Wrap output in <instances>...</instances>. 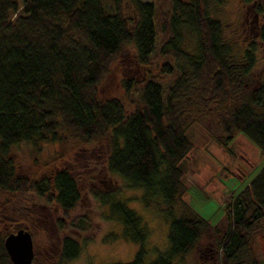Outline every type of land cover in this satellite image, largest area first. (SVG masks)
Segmentation results:
<instances>
[{
	"label": "trees",
	"instance_id": "16d2710c",
	"mask_svg": "<svg viewBox=\"0 0 264 264\" xmlns=\"http://www.w3.org/2000/svg\"><path fill=\"white\" fill-rule=\"evenodd\" d=\"M110 1L112 12L106 10V0H0V191L54 200L67 218L80 200L70 170L62 167L28 179L16 172L7 154L19 142L38 145L71 138L82 146L107 137L106 170L127 187L140 189L142 204L161 213L167 248L152 247L155 257L147 262L141 217L116 197L118 189L90 186V196L107 206L106 219L120 223V237L136 244L131 260L104 264H172L194 248L208 226L181 199L182 164L191 148L181 119L185 98L206 110L207 102H213L225 142L238 132L264 155V82L233 102L245 89L253 48L245 50L243 61L231 59L221 23L208 10L210 3L223 0ZM258 36L264 40V26ZM129 45L141 67L155 55L164 58L154 63L159 73L146 68L137 81L122 80L134 104L125 112L119 98L102 99L97 87ZM164 78L169 83L165 89ZM225 209L229 222L220 240L219 264H239L248 234L264 219V163ZM70 222L79 225L82 219ZM58 224L62 227L60 220ZM4 236L0 234V264H11ZM80 248L76 239L62 235L51 264H66ZM31 264L44 263L35 262L33 253Z\"/></svg>",
	"mask_w": 264,
	"mask_h": 264
},
{
	"label": "rangeland",
	"instance_id": "374dc122",
	"mask_svg": "<svg viewBox=\"0 0 264 264\" xmlns=\"http://www.w3.org/2000/svg\"><path fill=\"white\" fill-rule=\"evenodd\" d=\"M256 5L260 6L259 12L255 10ZM208 7L209 14L221 23V37L229 44L232 60L243 61L245 50L253 48V64L244 79L245 89L233 97V102L238 101L246 91L264 82V40L258 36L260 27L264 26V0H223L220 4L210 3ZM105 8L108 12L113 11L110 0H106ZM163 58L162 54L155 55L146 68L159 73L158 65L154 63H162ZM146 68L136 63L133 48L126 46L110 63L108 72L98 84V96L119 98L125 112L131 111L134 104L126 97L121 82L130 78L137 81ZM162 82L165 89L169 83L166 78ZM182 106L181 119L190 136L191 148L182 164L184 192L181 199L205 219L208 226L194 248L175 257L172 264H219L220 240L229 222L225 208L258 172L264 163V155L241 133L233 132L230 141L225 142L218 117L213 112L216 107L213 102H207L206 110L188 97ZM107 151V137L82 146L71 138L55 143L19 142L12 145L7 156L12 159L18 174L37 180L58 168H68L77 179L80 200L67 218H63L54 200L32 193L20 195L0 191V234L6 235L18 228L28 230L37 263L51 264L62 235L71 236L81 244L79 254L66 264L131 260L136 244L120 237L119 222L106 219L109 217L107 206L86 191L87 187L93 186L101 190L118 189L116 197L123 199L141 217L147 231L144 242L147 262L155 257L152 247L165 250L167 223L158 210L142 204L140 189L127 187L119 175L106 170L104 157ZM77 218L82 222L72 225L70 220ZM240 260L239 264H251L252 261L264 264V219H260L248 234L247 248Z\"/></svg>",
	"mask_w": 264,
	"mask_h": 264
},
{
	"label": "water",
	"instance_id": "95a60500",
	"mask_svg": "<svg viewBox=\"0 0 264 264\" xmlns=\"http://www.w3.org/2000/svg\"><path fill=\"white\" fill-rule=\"evenodd\" d=\"M3 246L11 264H31L33 243L28 230L18 228L7 233L3 237Z\"/></svg>",
	"mask_w": 264,
	"mask_h": 264
}]
</instances>
